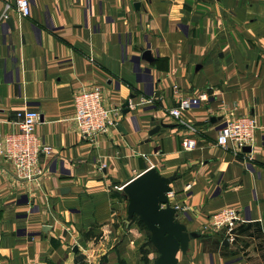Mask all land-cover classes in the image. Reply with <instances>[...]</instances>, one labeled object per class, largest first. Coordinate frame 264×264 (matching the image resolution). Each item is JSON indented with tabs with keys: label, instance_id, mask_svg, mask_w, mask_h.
<instances>
[{
	"label": "crops",
	"instance_id": "1",
	"mask_svg": "<svg viewBox=\"0 0 264 264\" xmlns=\"http://www.w3.org/2000/svg\"><path fill=\"white\" fill-rule=\"evenodd\" d=\"M28 1L23 18L0 0V133L36 111L52 151L29 181L0 163V264H154L117 192L150 167L176 177L170 206L200 234L177 264H264V0ZM96 87L115 125L91 142L76 132L73 96ZM181 98L199 104L177 120ZM241 116L258 126L249 153L215 142ZM152 117L168 126L149 137ZM226 208L239 218L233 243L208 229Z\"/></svg>",
	"mask_w": 264,
	"mask_h": 264
},
{
	"label": "built area",
	"instance_id": "2",
	"mask_svg": "<svg viewBox=\"0 0 264 264\" xmlns=\"http://www.w3.org/2000/svg\"><path fill=\"white\" fill-rule=\"evenodd\" d=\"M15 10L20 17L26 18L30 14L28 0H16ZM2 18L6 19L4 12ZM101 88L91 90L81 89L74 93V114L72 121L76 132L84 140L93 142L99 135H104L115 125L112 111L103 103ZM143 102H151L143 99ZM199 100L181 98L177 106L170 110V115L179 120L181 113L197 106ZM13 124L16 131L8 134L0 133V163L5 162L11 166L13 175L18 180L29 181L41 174L39 159L43 155L51 153V148L45 145L36 134V126L40 120V114L33 110H21L15 113ZM257 122L254 117L241 116L230 119L218 131L216 144L226 147L231 144L237 152H242L244 147H252L257 130ZM185 151H192L197 143L193 138H185L182 143ZM189 186H186L188 189ZM175 194L170 191L166 194L170 205V199ZM176 211L179 207H173ZM239 218L232 208L222 209L212 214L208 229L210 231L224 230L226 240L233 243L236 238L235 229Z\"/></svg>",
	"mask_w": 264,
	"mask_h": 264
},
{
	"label": "water",
	"instance_id": "3",
	"mask_svg": "<svg viewBox=\"0 0 264 264\" xmlns=\"http://www.w3.org/2000/svg\"><path fill=\"white\" fill-rule=\"evenodd\" d=\"M7 22L12 27V20L8 19ZM142 58L150 61V51L145 50L142 53ZM128 105V102H125L123 107L126 108ZM127 112L129 110L126 108L124 113ZM167 126L157 123L152 117L150 119L152 129L148 132V136H153L160 128ZM116 128L121 129L118 125ZM250 151L249 147L242 149L244 153ZM175 179L174 175L164 177L150 167L145 168L141 174L131 179L121 188L122 195L127 202L125 225L128 227L134 217L145 225L150 235L149 241L158 254L154 264H177L178 253L185 255L190 241L200 237L198 232L187 230L186 226L177 218V211L169 205L166 194L170 191L171 184ZM46 228L48 227H44L43 230ZM224 243L226 245V240ZM76 250L74 248V252Z\"/></svg>",
	"mask_w": 264,
	"mask_h": 264
},
{
	"label": "rangeland",
	"instance_id": "4",
	"mask_svg": "<svg viewBox=\"0 0 264 264\" xmlns=\"http://www.w3.org/2000/svg\"><path fill=\"white\" fill-rule=\"evenodd\" d=\"M116 189H117V188H116ZM117 192H118V194H119V193L121 194V193H122V192H121V188H119V190H117ZM122 198H123V197H122ZM125 202H126V201H125ZM125 204L127 205V202H126ZM132 222H133V224H136L137 221H136L135 218H133V221H132ZM140 226H141V228H143V230H146L142 225H140ZM143 236H144V237H143ZM142 238H144V240L147 241V242L149 241L150 235H149V232H148L147 230H146L145 232H143V234H142Z\"/></svg>",
	"mask_w": 264,
	"mask_h": 264
},
{
	"label": "trees",
	"instance_id": "5",
	"mask_svg": "<svg viewBox=\"0 0 264 264\" xmlns=\"http://www.w3.org/2000/svg\"><path fill=\"white\" fill-rule=\"evenodd\" d=\"M112 196H113V197H116L117 195H116L115 193H112ZM121 196L123 197L122 193H121ZM123 198H124V197H123ZM134 218L136 219V221H137L136 223L139 224V226L142 225V226L147 230V228L145 227V225H144L143 223H140V222L137 220L136 217H134ZM132 221H133V219L131 220V224L133 223ZM147 243L151 245L150 241H148ZM151 246H152V245H151ZM119 264H124V263L120 261Z\"/></svg>",
	"mask_w": 264,
	"mask_h": 264
}]
</instances>
